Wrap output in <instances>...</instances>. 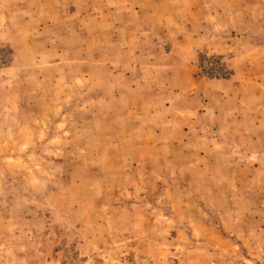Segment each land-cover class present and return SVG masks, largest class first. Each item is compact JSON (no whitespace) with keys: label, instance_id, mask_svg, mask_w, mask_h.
<instances>
[{"label":"rangeland","instance_id":"374dc122","mask_svg":"<svg viewBox=\"0 0 264 264\" xmlns=\"http://www.w3.org/2000/svg\"><path fill=\"white\" fill-rule=\"evenodd\" d=\"M207 6L0 0V264H264V0Z\"/></svg>","mask_w":264,"mask_h":264},{"label":"crops","instance_id":"0c3cea01","mask_svg":"<svg viewBox=\"0 0 264 264\" xmlns=\"http://www.w3.org/2000/svg\"><path fill=\"white\" fill-rule=\"evenodd\" d=\"M203 2H206L207 3V8L208 10L205 11V14L207 15H212L213 18L210 19V20H218L217 16H219V14H223V13H219L220 9L219 8H223L225 9V3L229 0H202ZM233 2H235V0H232ZM221 5V7H219ZM226 6H229V12L230 14L233 13V9H231V5L230 4H227ZM229 14V15H230ZM225 19H229V16H227ZM234 18H230V20H233ZM236 87H237V90H241L243 87H244V84L241 83V82H238L236 84ZM238 96V95H237ZM213 130L212 131H215L214 128H212Z\"/></svg>","mask_w":264,"mask_h":264}]
</instances>
